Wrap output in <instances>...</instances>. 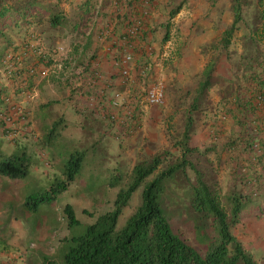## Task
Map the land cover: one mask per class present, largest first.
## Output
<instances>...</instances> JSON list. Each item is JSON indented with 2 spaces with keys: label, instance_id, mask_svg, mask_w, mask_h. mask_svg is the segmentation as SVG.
<instances>
[{
  "label": "rangeland",
  "instance_id": "rangeland-1",
  "mask_svg": "<svg viewBox=\"0 0 264 264\" xmlns=\"http://www.w3.org/2000/svg\"><path fill=\"white\" fill-rule=\"evenodd\" d=\"M222 2L229 6L227 27L229 28L233 18L232 0H222ZM259 12L258 0H243L241 27L236 32L228 50L219 56L213 75V86L219 84L220 79L215 76L218 69L226 67L232 71V74L240 76L248 58L257 52L264 54V39L258 35L262 29ZM160 33L166 40L168 30L163 28ZM2 35L4 38H0V61L4 52L10 48L9 40L14 39L11 30L9 32L4 30ZM254 36L261 39V42H254ZM189 47L188 44L185 49ZM210 47L211 45L204 50L201 58L192 61L194 66L191 69H194L197 75L188 74L186 66L190 61L178 56L175 61L176 66L171 63L169 64L171 66L165 68L168 70V73H165L166 80L151 82L150 86L162 84L165 87V104L160 108L148 110V119L145 125H141L143 130L138 134L134 145L128 146L124 142L116 141L114 147L110 148L111 155L93 150L94 147L88 148L91 145L90 140H84L79 145L71 142L69 132L74 128L68 126L67 122L64 125L60 119H57L61 115V109L53 104L40 110L45 117L40 124H36V127L30 126L31 130L27 131V137L23 138L20 134L16 139L9 140L0 129V154L9 157L15 153L25 152L32 158L28 179L23 182H9L12 186V194L23 195L26 184L34 187L35 191L56 186V182L64 176V166L71 162L73 154L84 153V157L80 160L82 168L74 184H70L68 191L59 196L53 205L42 209L43 218L40 223L39 220L34 221L32 216H28L27 221L21 217L17 219L16 214L5 207L0 179V264H43L45 257L56 260L60 240L82 233L86 225L112 209L116 194L121 188L129 185L132 170L137 164L149 163L154 156L169 151V157L158 170L161 172L179 160L181 153L175 144L184 142V131L189 115L193 118L190 146L201 149L212 147V151L207 155L196 154L191 157V160L197 170L204 175L206 182L218 191L223 208L226 209L225 203L230 194H239L242 191L249 193V190H244L239 185L233 186L231 171L233 157L226 154L231 138L225 140L218 138L219 140L214 143L209 141L206 143L203 139L206 136L205 131L210 128V125L206 124V118L210 113L209 110L212 109L211 101L216 97L212 89L203 96L198 94L202 71L216 56L214 51L213 54L211 53ZM179 73L181 74L178 79ZM2 80L0 78V108L6 110L7 105L4 100L12 94L10 89L1 88ZM224 82L228 89L235 88L233 81L224 79ZM55 118L56 121L59 120L58 126L52 128L53 125L50 124ZM46 127L57 134L53 144V148L59 154V156L54 155L57 157L48 155L50 146L44 137ZM17 128L22 132L19 124ZM34 132L40 133V137L37 138ZM118 175L122 176V181L115 188L113 186H116ZM154 177L152 176L150 180ZM196 184V176L192 171H189L188 178L178 173L173 180L165 183V193L160 201L164 214L175 233L204 253L216 233L213 221L202 220L193 210L192 186ZM143 188L144 186L134 194L130 206L119 220V227L124 226L126 220L141 204ZM252 190L256 195L252 200L243 202L241 225L234 228L233 232L256 263L264 264V187L263 185L258 188L254 186ZM8 198L10 199V196ZM19 204L20 202L17 201L16 206L19 207ZM66 204L74 207L77 218L82 223V227L75 231L70 232L67 228L63 215ZM33 222L39 223L36 228L32 226ZM199 226L202 227L201 233L198 230Z\"/></svg>",
  "mask_w": 264,
  "mask_h": 264
},
{
  "label": "crops",
  "instance_id": "crops-1",
  "mask_svg": "<svg viewBox=\"0 0 264 264\" xmlns=\"http://www.w3.org/2000/svg\"><path fill=\"white\" fill-rule=\"evenodd\" d=\"M177 6H182V9L171 19L170 13ZM228 9L229 6L222 0H42L35 9L40 12L39 18H33L31 23L21 20L16 28H11L14 39L11 38L12 43L9 46L12 47L21 42L26 34L36 31L51 47L64 46L67 54L64 57H56L50 63L46 78L33 80L38 96L35 100L22 103L30 117L28 125L36 127V124H40L45 117L40 110L53 104L61 109V115L57 119L74 128L69 132L71 142L79 145L84 140H90L91 145L88 148L94 147L93 150L111 155L110 148L112 149L118 141L120 132L114 124L102 119L99 109H88V101L100 96L102 91L107 92L106 101L113 91H121L127 100L135 101V98H140L141 94L152 87L151 82L166 80L165 73H168V70L165 68L171 66V63L176 66L178 56L190 61L186 66L188 74L197 75V72L191 69L194 66L192 61L201 58L209 45L213 54V46L222 40L224 32L228 29ZM143 13H147L145 18ZM56 14L61 16L63 23L53 27L49 19ZM136 21L143 23V32L132 49L134 59L130 65V84L121 86L120 67L117 64L121 55L120 39L128 25ZM163 28L168 30L167 40H164L160 33ZM188 44L190 47L185 49ZM84 65L88 70L81 76L83 87L77 98L79 102L74 103L76 97L69 89L68 76L77 67L84 68ZM73 66L75 67L71 69ZM89 70L91 73L97 71L101 76L93 85ZM215 76L220 80L219 84L211 88L216 97L211 101L212 109L206 118V124H209L210 128L205 131L206 136L203 139L206 143H214L218 138L242 141L248 136H258V140L263 141L264 111L252 115L243 110V104L239 105L236 99L239 93L235 94L238 92V78L230 69L222 67L215 72ZM224 79L233 81L235 88L228 89ZM239 92L242 98L247 94L245 89ZM150 109L154 108L140 106L136 118V132L131 136L125 132L126 137L122 141L125 145H134L138 134L143 130L141 125H145L148 119L147 112ZM119 116H123V113L120 112ZM58 122L55 118L50 125L54 128ZM24 128L28 130L27 126ZM211 131L216 132L215 137ZM26 134L27 131L24 130L21 137H27ZM34 135L40 137V133L34 132ZM56 136L54 130L49 131L46 127L44 137L50 146L48 155L53 157L59 156L53 148ZM226 151L230 156L239 157L242 166L248 164L249 154L244 147L238 145L231 150L226 148ZM259 161L264 163V157ZM233 165L234 163L231 171ZM251 174L249 169L244 178ZM263 176L259 171L258 177L261 181H264Z\"/></svg>",
  "mask_w": 264,
  "mask_h": 264
},
{
  "label": "trees",
  "instance_id": "trees-1",
  "mask_svg": "<svg viewBox=\"0 0 264 264\" xmlns=\"http://www.w3.org/2000/svg\"><path fill=\"white\" fill-rule=\"evenodd\" d=\"M41 1L0 0V38H4L2 35L4 30L9 32L11 28H16L21 20L31 23L33 18H39L40 12H36L35 9L39 7ZM242 4L243 0H232V23L224 32L222 40L213 46L216 56L203 72L198 88L199 96H203L211 90L219 56L228 50L236 32L241 27L240 24L243 21ZM258 6L260 7L259 19L262 24V29L258 35L264 39V0H258ZM181 9L182 6H177L172 10L170 18L173 19L177 16ZM62 21L63 19L59 14L53 15L49 19V23L53 27L60 26ZM29 34L37 35L49 52L55 50L56 46L48 45L38 32L32 31ZM253 41L260 43L261 39L254 36ZM11 43L12 41L9 40V45ZM247 61L242 74L236 75L238 92L235 94L239 93L236 99L239 105L243 104V110L254 115L257 112H262L257 100L260 96H264V54L257 52ZM83 67L88 70L86 65ZM242 89L247 91L244 98L239 92ZM2 112L4 109L0 108V113ZM3 123H0L1 130L5 128ZM192 127L193 118L189 115L184 131V142L175 144L181 153L176 163L164 171L158 172L160 166L170 155V152L167 151L154 156L149 163L137 164L132 170L129 185L126 188H121L116 194L112 209L86 225L82 233L73 234L60 240L57 259L52 260L45 257L43 264H257L253 256L244 249L233 230L241 225L240 215L244 208L243 202L252 200L256 195L252 190L254 185L264 184V181L258 177L260 171H258V167H263L264 163L258 160L252 161L254 144L256 141H262L258 140V136H248L242 141L231 140V144L227 145L229 150L238 145L244 147L249 154L246 166H242L243 163L239 157L232 155L234 163L232 169L233 186L239 185L244 190H249V193L242 191L239 194H230L225 203L226 209H224L220 204L218 191L206 182L204 175L197 170L191 160V157L196 154L205 156L212 151V147L201 149L190 146ZM3 133L6 134V132ZM82 157H84V153L73 154L71 162L64 166V176L56 182V186L47 190L35 191L34 187L25 183L26 188L23 190V195L19 196L12 194L13 190L9 182H23L28 179L32 158L25 152L15 153L9 157L0 154L1 191L5 207L15 213L17 219L21 217L27 221L28 216H32L34 221L39 220L40 223L43 218L42 209L53 205L59 196L68 191L70 184H74L82 168L80 161ZM244 167H248L247 170L250 169L252 173L245 178L244 173L241 172ZM189 171L195 174L197 181V184L192 186L191 205L193 210L202 220L211 219L216 233L215 238L205 248L204 253L198 251L181 235L175 233L164 214L160 201L161 196L165 193V183L173 180L178 173H182L188 178ZM152 176L155 177L150 180ZM121 181L122 176L118 175L116 186L113 187H118ZM142 186L144 188L141 204L126 220L124 226L119 227L121 216L130 206L134 194ZM17 201L20 202L19 207L16 206ZM63 215L70 232L82 227L72 205L66 204L64 206ZM39 223L33 222L32 226L36 228ZM198 230L201 233L202 227L199 226Z\"/></svg>",
  "mask_w": 264,
  "mask_h": 264
},
{
  "label": "built area",
  "instance_id": "built-area-1",
  "mask_svg": "<svg viewBox=\"0 0 264 264\" xmlns=\"http://www.w3.org/2000/svg\"><path fill=\"white\" fill-rule=\"evenodd\" d=\"M143 15L145 18L147 13H143ZM142 32L143 23L136 21L128 25L125 34L120 39L121 55L117 64L120 67L119 84L121 86L130 84V65L134 59L132 49H134L140 39ZM66 54V48L61 45L49 52L41 39L35 34L25 36L21 42L13 45L5 52L0 63V78L3 79L1 88L10 89L12 96L4 100L7 107L4 112L0 113V123L4 122L3 124H5V128L2 131L6 132L4 134L7 139H16L24 130H30L31 125H28L29 116L24 107H22V103L26 100L32 101L37 98L38 92L33 86V80L46 78L49 73L50 63L56 57H64ZM74 67H71V69ZM85 71H87L86 68L77 67L68 76L69 89L76 97L74 103L79 102L77 98H79V93L83 87L81 76H83ZM89 74L92 75V85L101 77L97 71ZM106 94L107 92L102 91L100 96L89 100L87 108L92 110L99 109L102 119L117 127L120 132L117 140L120 142L124 141L125 132L130 136L136 132V118L139 114L140 106L158 108L162 107L166 101V91L162 84L150 87L140 95V98H135V101L127 100L121 91H113L109 100L106 101ZM257 102L262 111H264V96H260ZM120 112L123 113L121 117L119 116ZM9 124L11 125L10 127ZM18 124L22 132L18 131ZM24 126H29L28 130ZM211 133L215 137L216 132L211 131ZM263 142L257 141L254 144L253 162L259 161L260 158L264 157V152H262L264 151ZM247 168H242L241 172L245 174L248 171ZM258 168L264 174V166ZM257 185L260 186V184H255L254 186Z\"/></svg>",
  "mask_w": 264,
  "mask_h": 264
}]
</instances>
